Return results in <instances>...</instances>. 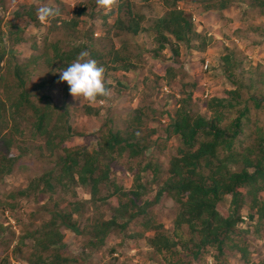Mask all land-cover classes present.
Segmentation results:
<instances>
[{"label": "trees", "instance_id": "16d2710c", "mask_svg": "<svg viewBox=\"0 0 264 264\" xmlns=\"http://www.w3.org/2000/svg\"><path fill=\"white\" fill-rule=\"evenodd\" d=\"M160 1L164 12L149 27L143 24L146 13L135 12L136 4L133 0L118 1L115 6L117 18L114 28L118 31L117 35L124 37L123 47L120 45L122 49L115 46L112 39L108 44L107 36L95 37L93 27L88 28L91 33L88 32L86 40H78L68 46L64 44V40L70 42L68 33L79 34V23L81 17L87 14V7L97 9L96 0H86L83 3L85 5L75 10L70 18H63L57 24L64 39H53L49 43L47 41L38 54L34 53L16 62L14 66H9L12 80L7 81L9 78L3 72L0 75V178L11 173L18 157L30 149H23L16 143L17 133L23 134L20 128L22 121L31 124L29 128L32 136L45 137L47 155L44 159L54 162L49 170L33 178L27 187L12 192L10 196L15 198L18 194L20 198L29 197L32 194L55 191L58 187L67 192L73 190L72 193L76 195L74 187L77 185L88 188L91 194L88 200L73 202L69 210L57 208L59 203L56 202L55 207L49 210L50 218L43 222L40 229L28 231L21 236L22 241L26 238L34 239V251L21 254L27 263L84 264L85 251L80 257L68 253L63 228L71 229L77 234L89 232L86 246V255L89 257L87 247L102 248L112 230H124L131 220L163 201L166 195H170L179 205L173 233L169 234L164 224H157L151 217H146L142 221L144 230H136L131 234L132 239L145 238L156 254L155 259L161 256L164 264H184L182 251H188L190 256L197 259L207 247L214 246L220 254L225 253V249L236 250L241 253L245 262L250 261L247 236L250 228H243L241 225L249 223L248 226L254 225L256 231L264 225V126L257 125L253 133L247 132V127L252 125L251 106L248 104L251 95L246 96L242 90L245 86L242 80L252 72L242 66L240 68L241 61L234 50H228L218 64L232 88L218 95L204 97V110L195 108L192 104L191 92L183 93L177 100L176 108L164 112L169 120L162 128V134L166 135V140L176 136L180 146L178 154L170 159L167 177L160 181L154 199H143L150 194L151 188L142 171H148L154 164L159 172L166 171L160 170V161L156 160L154 163L150 160L135 172L129 188L119 184L111 173V162L115 159L113 156L128 153L131 158L139 157L154 142L152 137L159 130L150 121L143 119L145 113L142 108L134 109L124 128L113 127L102 134L96 147L90 151L84 147L73 148L66 145L73 130L68 122V112L61 110L46 92L60 83L59 71L69 66L83 51L89 52L88 58L96 60L98 66H108L111 70L127 71L136 67L133 53L124 50L127 46L131 48L134 42L139 48L137 37L144 31L154 35L155 45L145 48L154 57H161L163 51L170 47L171 58L176 59L175 56L181 51V42L191 44L197 41L193 47L205 50L215 35L198 30L192 14L181 8L179 2L200 1L205 4L206 10H223L237 1L244 7L257 9L264 18V0ZM39 5H26L24 10L16 12V16H27L40 24L37 12H34ZM97 10L102 12V8ZM113 10L109 13L112 14ZM259 29L260 27L257 28ZM21 31L23 28L19 26L17 30L11 31L16 34L14 42L26 40ZM2 35L3 31L0 29V40L3 39ZM5 54L6 50H3L0 59ZM41 64L47 68L45 76L39 82L32 83V75ZM172 70L173 66H167L166 74L162 75L168 83H171L174 76L171 74ZM61 83L64 84L62 90L69 91L67 82ZM161 87L164 89V86ZM100 99L105 98L98 97V104ZM252 100L256 108L261 106L260 98L252 97ZM99 107L102 105L98 108L87 105L86 112L98 114ZM137 132L140 133L139 136L136 135ZM159 138L161 135L156 139ZM13 148L19 151L18 156L11 154ZM154 175L157 176L156 171ZM104 190L106 194L102 193ZM227 195L231 199L229 206L225 207ZM112 197H116L118 205L110 209V218H105L102 214L88 226H81L79 219L84 214L87 203L101 200L110 204L109 199ZM244 208H248L249 212H244ZM121 217L126 220L120 222ZM185 228L189 231V238L182 232ZM149 230L155 232L153 236L146 235ZM114 250L115 248L111 249V252ZM256 264H264V257Z\"/></svg>", "mask_w": 264, "mask_h": 264}, {"label": "rangeland", "instance_id": "374dc122", "mask_svg": "<svg viewBox=\"0 0 264 264\" xmlns=\"http://www.w3.org/2000/svg\"><path fill=\"white\" fill-rule=\"evenodd\" d=\"M133 1L136 4L135 12L146 13V18L143 21L146 27H149L164 12L160 0ZM38 2L37 0H0V29L3 31V39L0 40V56L2 51L6 50L3 59H0V75L2 72L5 73V77L9 78L7 81L12 80L9 66H14L16 62L22 61L34 53L38 54L43 50L47 41L49 43L50 40L62 38L63 32L57 27V24H60L63 18H70L75 10H79L84 3L81 1L76 5L77 7H73V5L66 6L60 1L44 0L43 4L57 7L60 10L58 17L50 18L45 24H37L27 16H16V12L24 10L26 5L36 3L39 5ZM178 5L192 14V20L198 30H203V33L212 36L215 35L205 50L200 51L193 47L198 43L197 41H193L191 44L181 42V51L179 55L175 56L176 59L171 58L170 47L163 51L161 57H154L145 49L155 45L154 35L149 31L142 32L137 37L140 47H136L134 42L131 48L127 46L124 50L133 53V60L137 63L136 67L124 71L111 70L108 69V66H104L107 73L105 77L112 82L113 96L111 99L105 100L102 107H99L98 114H88L86 112L88 102L83 98H74L69 91L62 90L64 84L61 82L53 89L46 91L61 107V110L68 112V122L73 130L66 145L73 148L84 147L90 151L93 150L102 134L113 127L124 128L134 109L142 108L145 113L143 119L150 121L159 130L152 137L154 142L139 157L131 158L128 153L123 156H113L115 159L111 162V173L119 184L129 188L132 186L135 172L150 160L154 163L156 160L160 161V170L166 171L159 172L155 164L148 171H142L145 181L151 188L150 194L143 199H154L160 181L167 177L170 159L173 155L178 154L180 146V141L176 136L166 140V135L162 134V128L169 120L164 112L174 110L178 98L189 92L192 93V104L195 108L204 110L206 107L203 105V98L206 97V93L208 96L218 95L232 88L218 65L228 50L236 52V56L241 61L240 68L242 66L252 72L244 78L242 77L245 84L242 90L246 96L251 95L248 104L251 106L252 125L247 127V132L253 133L257 125L264 126L263 16L257 9L244 7L237 1L232 2L229 7L223 10H206L205 4L200 1L179 2ZM97 9H101V7L97 6ZM97 9L96 7H87V14L81 18L79 23V34L68 33L67 37L70 38V42L64 40V44L69 46L78 40H86L88 32L91 33L88 28L93 27V34L96 31L100 33L99 36L94 35L95 37L107 36L108 44L112 39L114 45L122 49L124 37L117 35L118 31L114 28L117 18L116 7L112 14H105L104 9L102 12ZM34 12L36 13L37 10ZM194 16L196 19H193ZM17 26L23 28L21 34L26 38L23 42H14L16 34L11 31L17 30ZM259 27L260 29L257 30ZM205 60L210 61L208 68L204 66ZM167 66H173L171 74L174 76H172L171 83L162 77L163 74H166ZM46 69L41 64V67L33 73L31 82L36 83L42 80ZM161 85L164 86V89ZM165 86L167 87L165 88ZM252 97L260 98V107H255ZM99 105L101 104L97 103L94 107L98 108ZM30 126L29 122L22 121L20 128L23 130V134L18 132L16 135L17 145L22 146L23 149L29 147L30 149H27L29 151L18 157L14 170L10 174L0 178V264H29L21 254H29L34 251V239L26 238L22 241L21 236L28 231L40 229L43 222L50 218L49 210L55 207L56 202L59 203L57 208L69 210L73 206V202H81L91 197L90 190L82 185L74 187L76 195L72 193V189L67 192L59 190L58 187L55 191L32 194L29 197L20 198L18 194L15 198L10 196L12 192H18V190L27 187L33 178L40 176L54 165L53 161L44 159L47 155L44 146L45 137L32 136ZM160 135L161 138L156 139ZM238 148L241 147L238 146ZM11 154L18 156L19 151L17 148H13ZM154 171L157 172V176L154 175ZM154 176L155 180H153ZM102 193L106 194V191L104 190ZM230 199L231 196L227 195L224 200L225 207L229 206ZM109 202L110 204H107L100 200L95 203H87L84 214L79 219L81 226H88L102 214L105 218H110L112 215L110 209L118 205V200L116 197H112ZM178 209V203L170 195H166L163 201L151 206L147 212L131 220L124 230L120 228L112 230L102 248L90 249L87 247L89 257L86 255L89 232L77 234L71 229L63 228L68 253L80 257L81 253L85 251L84 264H164L161 256H157L158 259H155L156 254L148 246L144 237L132 239L131 234L136 230H144L142 221L146 217H151L157 221V224H164L168 233L172 234L174 218ZM243 211L249 212L248 208H244ZM125 220L124 217L119 218L120 222ZM248 224L245 222L241 226L250 228V233L247 235L251 252L250 261L245 262L241 253L236 250L225 249V253L220 254L214 246H209L197 259L190 256L188 251H182L181 256L184 257V264H211V261H213L212 264H256L264 257V225L259 228V231H256L254 225L248 226ZM250 224H254V222H250ZM182 232L186 238H189L187 228ZM154 233L151 230L146 231L148 236H153ZM113 248L115 250L111 252ZM20 250L23 251L20 253Z\"/></svg>", "mask_w": 264, "mask_h": 264}, {"label": "clouds", "instance_id": "9594fccd", "mask_svg": "<svg viewBox=\"0 0 264 264\" xmlns=\"http://www.w3.org/2000/svg\"><path fill=\"white\" fill-rule=\"evenodd\" d=\"M96 3L107 14L118 5V0H96ZM59 15L60 10L57 7L48 4H42L37 7V18L42 24L47 23L50 18H56ZM94 35L99 36L100 33L97 31ZM89 55L87 51L81 52L69 66L59 71L58 82H67L69 92L74 98H83V100L88 102L89 106H96L98 97L112 98L113 91L109 87L112 82L106 79L105 68L98 66L96 60L89 59ZM105 99H100L99 103L103 105ZM136 135L139 136L140 133L137 132Z\"/></svg>", "mask_w": 264, "mask_h": 264}, {"label": "crops", "instance_id": "0c3cea01", "mask_svg": "<svg viewBox=\"0 0 264 264\" xmlns=\"http://www.w3.org/2000/svg\"><path fill=\"white\" fill-rule=\"evenodd\" d=\"M23 1H25V0H23ZM38 1L44 3V0H37V2ZM60 1H61L62 4H65L66 6L75 5V7H77L76 5L78 3H80L81 1L85 2L86 0H60ZM84 5L85 4H82V6H84ZM81 18H84V15ZM115 254H117V253H115Z\"/></svg>", "mask_w": 264, "mask_h": 264}, {"label": "built area", "instance_id": "2783aa9c", "mask_svg": "<svg viewBox=\"0 0 264 264\" xmlns=\"http://www.w3.org/2000/svg\"><path fill=\"white\" fill-rule=\"evenodd\" d=\"M193 19H196V16H194ZM209 65H210V61L209 60H205V64H204L205 68H208ZM206 96H208V93H206ZM212 263H213V261H211V264Z\"/></svg>", "mask_w": 264, "mask_h": 264}]
</instances>
